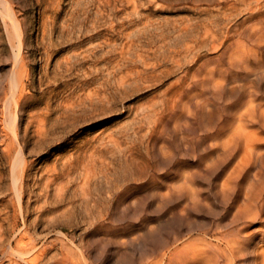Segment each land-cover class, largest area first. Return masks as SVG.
Returning <instances> with one entry per match:
<instances>
[{
	"label": "rangeland",
	"instance_id": "rangeland-1",
	"mask_svg": "<svg viewBox=\"0 0 264 264\" xmlns=\"http://www.w3.org/2000/svg\"><path fill=\"white\" fill-rule=\"evenodd\" d=\"M7 1L24 47L16 62L0 15V223L22 149L31 232L84 264H150L228 231L264 167V0Z\"/></svg>",
	"mask_w": 264,
	"mask_h": 264
},
{
	"label": "bare ground",
	"instance_id": "bare-ground-1",
	"mask_svg": "<svg viewBox=\"0 0 264 264\" xmlns=\"http://www.w3.org/2000/svg\"><path fill=\"white\" fill-rule=\"evenodd\" d=\"M0 15L12 27V35L15 40L13 54L16 62H18L24 47V36L7 0H0ZM242 52L245 53V50ZM242 52L238 53L242 54ZM18 76L19 72L12 77L11 82L10 101L15 109H19L21 105V100H16L20 87ZM85 96L87 101L92 102L96 99V92H91ZM82 97L72 98L66 104L65 109L71 111L77 108L81 105L80 103H83ZM9 122L11 127L15 125L12 114H9ZM16 154L13 169H20V173L12 177L13 191L10 201L16 208L15 221L11 224L8 222L6 228L4 223H0V249L7 264H84L81 254L79 258L74 259L70 253L74 255L75 253L71 249L65 248L64 244L58 245L56 241H44L41 244L42 240L31 232L25 205V199L29 194L28 165L23 160L22 149H17ZM240 166L245 168L246 164L242 162ZM256 225L263 228L256 229L247 235L246 231ZM229 227L228 231L218 233L212 242H188L182 247L163 253L157 262L150 264H245L246 255L254 254V252H249L252 241L256 237H260L259 243L264 241V167H261L255 181L250 183L243 200L236 206ZM255 255L254 264H264V249L256 251Z\"/></svg>",
	"mask_w": 264,
	"mask_h": 264
}]
</instances>
